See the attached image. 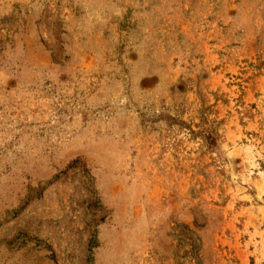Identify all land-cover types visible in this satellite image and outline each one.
<instances>
[{"label":"rangeland","instance_id":"1","mask_svg":"<svg viewBox=\"0 0 264 264\" xmlns=\"http://www.w3.org/2000/svg\"><path fill=\"white\" fill-rule=\"evenodd\" d=\"M0 264H264V0H0Z\"/></svg>","mask_w":264,"mask_h":264}]
</instances>
